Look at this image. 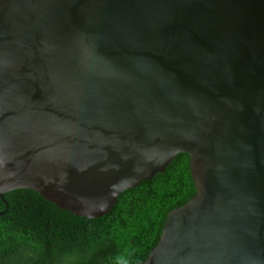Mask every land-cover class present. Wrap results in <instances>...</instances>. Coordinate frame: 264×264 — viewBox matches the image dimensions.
Wrapping results in <instances>:
<instances>
[{"label":"water","instance_id":"water-1","mask_svg":"<svg viewBox=\"0 0 264 264\" xmlns=\"http://www.w3.org/2000/svg\"><path fill=\"white\" fill-rule=\"evenodd\" d=\"M182 153L143 264H264V0H0L5 204L96 219Z\"/></svg>","mask_w":264,"mask_h":264},{"label":"trees","instance_id":"trees-1","mask_svg":"<svg viewBox=\"0 0 264 264\" xmlns=\"http://www.w3.org/2000/svg\"><path fill=\"white\" fill-rule=\"evenodd\" d=\"M194 193L185 153L96 219L73 216L31 190L7 192L6 204L0 198V264H143L167 214Z\"/></svg>","mask_w":264,"mask_h":264}]
</instances>
